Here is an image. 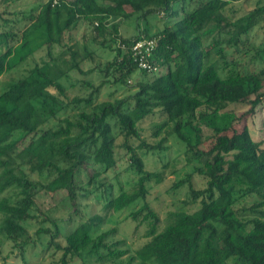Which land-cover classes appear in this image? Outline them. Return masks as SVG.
<instances>
[{
  "label": "trees",
  "instance_id": "obj_1",
  "mask_svg": "<svg viewBox=\"0 0 264 264\" xmlns=\"http://www.w3.org/2000/svg\"><path fill=\"white\" fill-rule=\"evenodd\" d=\"M1 1L8 5L0 14V81L39 50L46 54L0 92V247L17 251L24 264H30L27 252L38 249L60 251L59 264H91L88 259L98 264H264V143L255 141L247 126L227 136L214 124L233 104L247 103L254 111L264 102V47H250L255 29L264 27L263 0L238 18H228L224 10L241 0H109L134 8L126 18L162 14L172 21L155 35L146 29L144 36L133 37L122 36L115 25L111 41H105V27L115 11L101 0H43L40 10L24 17L11 12V0ZM81 26L114 56L99 62L100 85L84 81L94 88L88 97L69 98L62 79L84 59L99 58L85 33L73 41L75 46H66ZM142 39L155 42L144 58L155 69L135 60L132 47ZM54 47L61 48L56 56ZM131 79L134 92L96 106L102 87H127ZM67 107L78 110L59 118ZM156 115L162 121L153 125V136L165 135L151 144L139 125ZM205 127L213 133L207 139ZM167 137L184 147L187 165L212 152L235 154L241 164L216 179L197 166L176 182L173 189L189 186L188 208L171 212V222L159 232L162 220L147 198L152 187L163 183L165 172L148 170L144 159L164 152ZM212 138L215 143L205 154L201 147ZM121 150L129 155L131 178L128 187L121 184L115 192L101 176L117 167ZM91 166L96 175L88 174ZM194 174L205 178V188H194ZM42 192L62 193L73 205L80 195L94 194L101 208L69 230L64 220L48 215L43 222L49 225L33 236L25 224L36 218ZM125 211L137 227L147 225L145 242L127 259L129 250L116 239L117 229L101 230L108 218Z\"/></svg>",
  "mask_w": 264,
  "mask_h": 264
},
{
  "label": "rangeland",
  "instance_id": "obj_2",
  "mask_svg": "<svg viewBox=\"0 0 264 264\" xmlns=\"http://www.w3.org/2000/svg\"><path fill=\"white\" fill-rule=\"evenodd\" d=\"M102 5L109 6L112 10L115 11V15L110 17L107 21V31L105 41L110 38L115 39L114 26L117 25L118 32L124 37H133L138 34V36H144L143 31L147 29L149 34H157L160 32L165 25L172 23L166 22L162 14L160 15H150L142 17L141 15H135L131 18H126V14H130L134 11L129 4L126 2L123 3H112L109 0H101ZM259 0H241L231 3L224 10V14L228 18H238L239 16L244 15L250 10L254 9L258 5ZM264 4V0L262 1ZM43 4V0H11L9 6H11V12L16 14V16L29 15L30 12L36 9L40 10V5ZM8 3H3L0 0V14L3 13L4 9ZM178 5L176 6V9ZM194 5L189 6V9H193ZM144 18V19H143ZM174 22V21H173ZM87 26V25H86ZM85 26H81L78 30V33L73 35H69L66 40V46H75L72 45L73 41L75 42L78 38H80L82 33L87 35L86 38H91L87 40L90 44L89 47L96 51V55L99 58L93 60L82 61V65L79 69L70 71L69 77L62 79V84L67 88V93L69 98L74 96H81L86 98L90 95V93L94 90V88L88 89L84 85V81L92 82V84L98 86L102 82L103 74L101 73V68L103 65H100L104 62L113 58L114 52L109 48L100 47L99 44L93 42L91 33L84 31ZM72 37V38H71ZM110 44V43H109ZM107 44V45H109ZM115 43H112L111 46L114 48ZM252 45L254 46H262L264 47V27H257L255 29V35L253 36ZM106 45V46H107ZM114 45V46H113ZM78 47H75L77 49ZM61 48L54 47L53 53L54 55H58L60 53ZM84 53L83 50L80 51ZM46 54L45 50H39L34 58H30L26 63L22 64L14 72L7 74L0 81V92L3 90L5 83L10 80L11 77H18L23 71L25 72L28 68L33 67L36 63H40V61L44 58ZM70 59V58H69ZM70 61V60H69ZM252 66V65H251ZM137 76V75H135ZM134 80H130V84L127 87H119L117 84H108L102 87L95 98L96 106L106 100H114L116 98H120L125 96L126 94L134 92ZM63 100V98H62ZM65 102V99L63 100ZM264 101V97H263ZM78 109L72 110L71 107H67L64 110L58 113L59 118H63L66 116H73V114ZM162 118L160 115L150 116L144 119L139 127L141 130L142 137L147 140L149 143L154 144L160 138H154L153 134V125L161 122ZM214 124L220 128L221 135L231 136L235 132H240L244 127H248L251 132V136L255 141H260L264 143V102L257 107L254 111H252V106L246 104H233L229 107L228 113L221 114L220 118L214 120ZM49 125H53V123H49ZM205 137L206 139L212 136V131L209 128L205 127ZM215 143V139H208L205 141L201 147V150L204 151L205 154H208ZM135 146L138 145L137 142H133ZM167 149L161 153H150L144 159L146 168L151 171L164 170L165 179L163 183L158 186L152 187L150 189L149 196L147 198V202L150 203L151 207L158 213L160 216L162 223L160 224L158 231H162L166 226L171 222L170 213L175 212L180 209H187L184 201L190 200V190L189 186L186 184L179 189H173L172 186L187 177V175L194 171L195 167H203L207 172L211 174L213 179L220 178L223 174L222 171H233L235 167L240 163L239 160L236 159L235 154L228 155L223 157L219 155L217 152H212L210 155H206L202 158L201 161H195L190 165L186 164L185 161V153L184 147L179 144L173 137H167L165 143ZM122 158L119 160L118 165L115 169L106 170L101 176V179H105L115 186V192H119V185L125 184L128 187L127 182L130 181V160L129 155L125 154L121 151ZM95 160H98V156L94 157ZM241 164V163H240ZM96 167L97 164L94 163ZM92 167V166H91ZM87 169L88 174L96 175L95 168ZM102 173L99 171V174ZM120 175V176H119ZM119 176V177H118ZM35 177V176H33ZM85 178V175H82ZM118 177V178H117ZM193 186L195 189H203L207 185V181L205 178L198 174H194L193 177ZM95 195L91 194L88 198H84L81 195L77 197L76 204L70 203L64 194H55V195H45L42 192L38 197V206L34 210L36 214V218L34 220L27 221L25 226L29 230V232L35 236L38 228L44 225V220L46 216H50L52 218H57L59 220H64L67 224V230L77 225V223H81L85 220L88 215H96L99 214L101 206L95 202ZM143 203V201L139 202V206ZM251 200L248 199L246 205H250ZM199 205L196 204L192 206V209H196ZM129 211H125L123 213H117L114 216L108 218L102 225L101 230H108L110 228H116L117 234L116 239L124 241V249L129 250V254L124 256V259H127L129 256L134 254V250L137 249L140 245L145 242L144 233L147 230V225H140L137 227V222H133L130 218L127 217ZM71 220V221H70ZM0 264H24L22 263V258L18 255L17 251H12L8 245L3 244L0 247ZM34 251L27 252V259L30 261V264H59L60 261V251L52 250V253L46 254L44 251L38 249L35 253ZM37 254V255H35ZM6 256V259L3 257ZM91 264H98L95 259H88ZM76 264H79L77 262ZM105 264H113L111 262H106Z\"/></svg>",
  "mask_w": 264,
  "mask_h": 264
},
{
  "label": "built area",
  "instance_id": "obj_3",
  "mask_svg": "<svg viewBox=\"0 0 264 264\" xmlns=\"http://www.w3.org/2000/svg\"><path fill=\"white\" fill-rule=\"evenodd\" d=\"M155 47L154 40H139L137 41L133 47V55L135 57V60H139V66L148 70L155 69L153 66H151L147 61H144V58L146 56H149L152 52V50Z\"/></svg>",
  "mask_w": 264,
  "mask_h": 264
}]
</instances>
